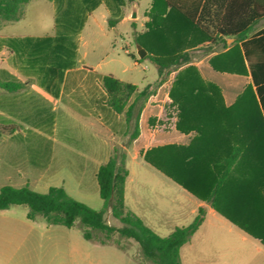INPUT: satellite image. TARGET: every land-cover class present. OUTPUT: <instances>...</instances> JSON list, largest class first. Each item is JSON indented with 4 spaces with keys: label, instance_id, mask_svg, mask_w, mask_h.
Listing matches in <instances>:
<instances>
[{
    "label": "trees",
    "instance_id": "16d2710c",
    "mask_svg": "<svg viewBox=\"0 0 264 264\" xmlns=\"http://www.w3.org/2000/svg\"><path fill=\"white\" fill-rule=\"evenodd\" d=\"M30 1L0 0V27L7 22L20 20ZM227 1L151 0L145 30L137 34L135 42L147 51L142 60L148 59L154 66L156 86L171 72H176L167 94L168 108L175 111V129L183 134L194 132L195 136L186 146L155 147L141 152V157L149 166L209 204L230 223L264 245V228L261 229L257 223L237 220L241 216L237 211L238 200L241 199L237 197V200L234 186L230 185L233 183L230 178L234 166L242 152L251 150L252 145L264 148V113L259 109L251 85L244 88L232 106H225L220 88L203 79L197 67L191 63L188 52L201 49L206 55L214 52L215 46H220L226 50L208 61L213 70L236 75L249 74L256 88L258 81L264 79L263 45L245 40L250 31L248 27L232 26L235 16L226 10L221 11ZM252 19L244 20L249 23ZM226 38H233L234 43L228 45ZM203 43L207 44L200 46ZM68 44L72 46L67 37L55 36L37 39L29 46L36 56L44 53L50 62H57L66 70L73 66V54ZM130 57L135 58L134 55ZM20 86V83L0 82V87L8 91H15ZM100 87L105 94L107 107L115 114L123 113L126 122L134 121V129L128 137L129 144L139 132L140 107L135 108V103L145 101L152 92H148L147 86L136 93L134 84L110 74L100 78ZM135 93L134 102L129 104ZM220 136H226L224 143L227 146L223 156H218L217 149L213 152L207 149L218 146ZM125 157L123 148L113 147L108 160L98 167L95 179L103 205L97 211L73 200L62 187L50 186L46 193L41 194L27 186L15 188L10 185L0 187V210L24 206L27 208L26 219L34 220L40 216L48 225H60L67 229L78 221L83 228L82 236L88 241L95 239L92 232L102 234L106 240L117 232L121 237L134 240L143 258L152 264H181L180 249L203 223L205 207L198 208L188 225L176 227L165 237L157 235L125 207L124 183L128 175L124 166ZM222 202L225 205L220 210L219 204ZM108 210L112 218L121 224L120 227L115 228L104 222L103 217ZM98 242L105 244L104 240L99 239Z\"/></svg>",
    "mask_w": 264,
    "mask_h": 264
},
{
    "label": "crops",
    "instance_id": "0c3cea01",
    "mask_svg": "<svg viewBox=\"0 0 264 264\" xmlns=\"http://www.w3.org/2000/svg\"><path fill=\"white\" fill-rule=\"evenodd\" d=\"M54 1L56 2V7L61 5V7L59 6L61 10H59L61 12H66V14L70 12L69 6L72 4L75 5L78 11H86L84 16L87 15V17H90L95 21H97V16L95 14L98 13L100 19L102 18V20H106V28L114 38L120 37L118 25L126 23L129 18H138L137 9L135 10V8H131V5L129 6L130 0H120L119 3H117L114 10L117 17L114 21L108 19V8L105 4L94 5L95 7L92 6L91 11H87L85 9L87 7V5H85L87 0ZM142 1H148V4L151 3V0H140V2ZM224 4L225 6H222L223 9L221 11L226 10L235 16L232 22L233 27H248L250 29L245 40H251L254 43H260L263 45L262 59H264V0H228L227 3L224 2ZM129 7V14L122 15ZM57 11L58 9L54 10L55 16L57 15ZM133 11L135 12V18H131ZM253 14L258 15L251 17ZM68 18L70 17H65L66 20H68ZM249 18L254 19L249 23L244 20ZM16 22L17 21L11 22L9 25H6L5 23L0 27V43L3 44L0 50V82L21 84V86L15 91H8L0 87L1 118L12 116L14 105L18 99H20L21 95L28 94L33 89L43 92V99L55 104L61 103L63 97L70 96V93L72 92H76L77 90L82 92L81 86L78 85L76 79L78 76L77 74L80 71H85L84 59L87 58V53L85 49L82 48L85 41L83 40L81 29L79 30V33H76L77 35L75 37V43L77 44V52L75 56L76 64L72 68L66 69L63 72L62 79L58 85L59 87L54 91V95H51L31 84L32 66L29 63H19L12 66L11 72H9V70L5 71V62L7 59L21 62L28 61L29 58L33 57L29 52L25 53L22 51L19 45L29 46L34 44L37 39L53 36L52 33L50 35L32 37L11 31L13 27L12 25ZM54 29L55 20L53 31ZM225 40L228 45L234 43L233 38H226ZM206 44L207 43H203L200 46ZM236 44L239 45L240 42H237ZM4 47L7 48L8 51H5ZM225 50L226 49H221L220 51H214L205 55L202 53L201 49H194L192 50L193 55L189 53L191 56V63L197 67L204 80L212 82L220 88L225 106H232L244 88L247 85H251L252 90L258 99L259 109L264 113V79L258 81L256 88L255 85H253L249 74L236 75L221 73L210 67L208 63L209 59L215 54ZM5 52H7V59L4 58ZM8 74L11 75V78H5V76H9ZM262 75L264 76V73ZM100 78L98 83L100 92L98 93L97 99L100 98V112L102 113V116L101 118L97 117L95 121L92 119L85 120L87 125L85 128L88 132V138H82L80 142H77L78 146L76 145V149L68 145L60 144L58 148L53 149L51 160L41 168L35 169L33 168L34 166L29 163L27 165L28 168H26L24 172L32 174L36 173L37 175H34L31 181L27 179L25 186L33 190L39 188L47 190L50 187L48 181L51 177L58 176L56 174L59 173L72 174L77 172L82 174L81 185L83 188L81 192L82 195H86L88 194L87 188L90 186L92 187L94 181L96 182L95 174L98 167L108 160L113 147L119 146L125 150L126 157L124 166L128 172L124 183L125 207L127 210L138 216L143 223L157 235H159L157 232L162 230H168L169 235L176 227L185 226L180 223L182 218L188 216V218H192L193 220L198 208L205 207V219L209 215L216 214L231 226L254 239L243 230L230 223L226 218L215 211V209L211 208L209 204L196 198L194 195L182 189L171 179L149 166L141 157V152L155 147L165 145L186 146L195 136L193 132L187 134L178 132L174 126V115H172V117L167 116V108L169 104L167 92L173 81L174 74L170 73L160 85L156 86L155 90L145 101H138L135 103V108L140 107L138 115L139 132L137 137L128 145H124L123 142L128 140L129 135L133 131L134 121L131 119L129 122H126L123 113L115 114L107 107L105 103V94L100 87ZM12 79L13 81H11ZM156 79L157 78L152 77L151 80L156 81ZM148 84L149 82L140 86L134 84L136 86V93L139 92V88L143 89V87H147ZM136 93L131 97L129 104L134 102ZM139 102L140 104H138ZM5 106L8 107L7 110H9L7 113L4 111ZM257 136L258 135L256 134V137ZM216 147V145L209 146L207 149L208 151L213 152L216 150ZM224 151H221L220 156L224 155ZM13 153L0 151V165L3 167L0 166V187L4 185H10L15 188L21 187L19 183H11L14 176L9 174L10 170L5 168L6 166L4 167V164L14 165V162H16L14 161L15 153ZM73 154L81 156L84 159L85 164L80 166V164L75 165L71 161H65V163L62 162L61 158ZM55 157H58L60 162H57ZM4 159L6 160V163H4ZM128 161H132L136 164L142 163L143 166L137 165V167L139 169H146L147 172L150 171L148 173L155 175V177L159 179V182L154 185L139 180L137 175L134 174V170L128 168L126 163ZM68 179L72 180L71 177L68 178L67 176L63 179L61 175L58 182L62 186L65 184L66 180L68 181ZM230 180L233 182L230 185L234 186L236 198L240 197L241 199L238 200L237 198L239 201L237 211L241 214L239 219L237 217V220L257 223L261 226V229L264 228V152H261L255 147V145H252L251 150L243 151L241 158L234 166L232 178H230ZM75 185L78 186L79 184L77 183ZM163 190L168 191L169 194L164 196V193L162 192ZM224 205V202L219 204L220 210H223ZM10 207L5 210H0V264H70L65 260H60V262L53 260V252L55 255L59 253V256H61L62 253L69 254L70 252L77 253L84 251L85 246L82 244L70 246L66 241L64 243L61 241L54 242L53 234L61 233V231H53L50 228L51 225L47 226L45 223H36L39 216L34 220H28L26 217V220L23 221L16 220L14 215L9 212ZM256 212L260 215H256ZM114 220L117 221L116 219ZM254 240L260 243L259 240ZM94 244L99 246L104 245L98 243ZM186 244H190V240Z\"/></svg>",
    "mask_w": 264,
    "mask_h": 264
},
{
    "label": "rangeland",
    "instance_id": "374dc122",
    "mask_svg": "<svg viewBox=\"0 0 264 264\" xmlns=\"http://www.w3.org/2000/svg\"><path fill=\"white\" fill-rule=\"evenodd\" d=\"M119 1L87 0L85 9L91 11L92 6L105 4L108 8V19L114 21L117 17L114 10ZM55 4L54 0H31L25 6L23 18L12 25L11 31L32 37L50 35L52 33L53 36L51 37H67L72 45L68 44L69 50L73 54L71 60L74 66L77 52L75 37L76 33H79L81 29V34L85 41L82 48L85 49L87 58L84 59L85 71H80L76 79L78 85L81 86L82 92L79 90L72 92L70 96H64L61 103L55 104L44 100L43 92L33 89L28 94L21 95L14 105L12 116L0 117V151L14 152V161H16L14 165L4 164V167L6 166L5 168L10 170L9 174L14 176L11 183H19L21 187L25 186L27 179L31 181L32 177L37 175L36 173L24 172L28 168L27 165L29 163L35 169L41 168L51 160L53 149L58 148L60 144L76 149L78 146L77 142H80L82 138H88L85 120L92 119L95 121L97 117L101 118L102 116L100 98L97 99L100 92L98 86L100 77L111 74L117 79L131 82L138 86L149 82L147 85L148 92H153L156 87L155 81L151 80L152 77L157 78L154 66L148 59L138 60L135 53V44H137L135 37L145 30L144 25L150 8L148 1L130 0L129 6L131 5V8L137 9L138 18H129L126 23L118 25L120 37L116 38L106 28V20L100 19L98 13L95 14L97 16V21H95L87 17V15L84 16L86 11H78L74 4L69 6L70 12L68 14L60 11L61 5L57 4L58 7H56ZM55 9H58L56 16ZM129 11L130 7L122 15H128ZM66 16L70 18L66 20ZM54 20L55 29L53 31ZM10 23L8 22L6 25ZM2 46L3 44L0 43V50ZM19 47L25 53L29 52L33 57L29 58L28 61L20 62L7 59V52H5L4 58L7 59L5 71L9 70L11 72L13 65L29 63L32 66L31 84L54 95L53 93L59 87L58 85L65 71L60 67L61 64L50 62L44 53V55L36 56L31 46L19 45ZM221 49L220 46L214 47V51H220ZM5 51H8V49L5 48ZM188 52L193 55L192 49ZM130 55H134L135 58L132 59ZM171 74L175 76L176 72H171ZM5 78H11V75L5 76ZM138 90L140 91L142 88ZM7 109L8 107L5 106L4 111L6 113L9 112ZM172 115L175 117V111L167 108V116L172 117ZM225 141L226 136H221L220 143L216 147L218 156L227 146L224 143ZM123 144L128 145V140L123 142ZM115 147L121 148L119 146ZM258 149L264 152V148L261 149L258 146ZM55 159L60 162L58 157H55ZM61 160L64 163L65 161H71L75 165L80 164V166L85 164L81 156L74 154L63 157ZM3 161L6 163L5 159ZM126 163L128 168L134 170V174L137 175L139 180L154 185L159 182L155 175L148 173L150 171L147 172L146 169L137 167V165L143 166L142 163L136 164L132 161ZM0 166L2 167V165ZM56 175L58 176L49 179L50 186L62 187L65 193L73 200L81 202L93 210L97 211L102 207L103 203L98 195L95 181L92 187L87 188L88 194L82 195V174L75 172ZM61 175L63 179L67 176L68 178L71 177L72 180H66L65 184L61 186L58 182ZM77 183L79 184L78 186L75 185ZM34 191L41 194L47 192L43 188ZM162 192L164 196L169 194L166 190ZM26 210L27 208L24 206H12L9 212L14 215L16 220L23 221L26 220ZM103 219L109 226L115 228L121 226L118 221L112 218L109 210L106 211ZM191 221L192 218L185 216L180 223L181 225H187ZM36 223H45V221L39 216ZM46 225L49 226L48 224ZM50 228L53 231H61V233L53 234L54 242L61 241L64 243L66 241L70 246L80 244L85 246L83 252L62 253L61 256H59V253L55 255L53 252V260L57 262L65 260L70 264H152L149 260L143 258L138 244L134 240L121 237L117 232L112 233L108 240L102 234L92 232L95 239L88 241L83 239V228L78 221L70 229L60 225H51ZM157 233L165 237L169 231L162 230ZM99 239L104 240L105 244L102 246L95 245L94 243L100 244L98 242ZM180 261L181 264H264V246L231 226L218 215H209L199 230L191 237L190 244L181 247Z\"/></svg>",
    "mask_w": 264,
    "mask_h": 264
},
{
    "label": "water",
    "instance_id": "95a60500",
    "mask_svg": "<svg viewBox=\"0 0 264 264\" xmlns=\"http://www.w3.org/2000/svg\"><path fill=\"white\" fill-rule=\"evenodd\" d=\"M131 18H135V12L134 11L131 14ZM135 53H136L138 60H142L147 55V51L138 43L135 44Z\"/></svg>",
    "mask_w": 264,
    "mask_h": 264
}]
</instances>
